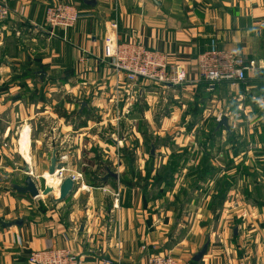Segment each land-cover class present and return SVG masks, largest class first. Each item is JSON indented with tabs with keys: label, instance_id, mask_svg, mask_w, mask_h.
I'll list each match as a JSON object with an SVG mask.
<instances>
[{
	"label": "crops",
	"instance_id": "obj_1",
	"mask_svg": "<svg viewBox=\"0 0 264 264\" xmlns=\"http://www.w3.org/2000/svg\"><path fill=\"white\" fill-rule=\"evenodd\" d=\"M0 2L10 8L0 21V264H29L32 252L55 247H66L91 264H149L158 253L196 264H264V170L249 175L242 166L235 174L231 165L218 169L233 176V183L216 212L211 208L214 196L205 188L192 194L182 177L171 184L157 180L161 164L147 172L140 133L139 150H131L132 137L125 129L118 143L109 146L107 140L116 123L124 128L142 122L149 115L145 103L158 89L145 81L131 84L104 60L108 27L117 22L120 40L139 39L165 52L187 67L192 82L198 80L199 55L213 47L262 62L247 71L236 96L228 94L236 91L230 83L213 91L225 110L232 100L242 103V93L248 97L241 105L245 108L255 99L250 130L245 131L251 141L255 130L264 127V0ZM58 2L80 11L65 38L61 30L51 36L46 24L47 8ZM187 86L210 92L202 81ZM27 138L28 146L23 145ZM97 145L104 154L93 151ZM60 150L70 153L64 165L83 177L69 196L56 201L59 189L44 194V177L53 152L58 156ZM255 151L237 153L257 158L249 170L264 165V150L258 156ZM83 165L92 166V176ZM29 176L40 196L14 188L24 187ZM205 245L206 253L195 261Z\"/></svg>",
	"mask_w": 264,
	"mask_h": 264
},
{
	"label": "rangeland",
	"instance_id": "obj_2",
	"mask_svg": "<svg viewBox=\"0 0 264 264\" xmlns=\"http://www.w3.org/2000/svg\"><path fill=\"white\" fill-rule=\"evenodd\" d=\"M151 84H153L152 88L156 87L158 91H156V96L151 94L152 96L145 103L149 115L144 117L142 122H137L135 125H124V128L122 124H119L120 122L116 123L115 130L118 129L120 132L118 141H121L123 132L126 131L125 133L128 132L132 137L130 139L131 150H139L136 147L139 141L137 133H140L143 138L140 150L146 152L147 172L154 173L153 165L158 162L161 165L157 167L154 175L157 180L164 179L171 184L175 179L182 177L184 184H189V193L192 194L200 187L202 188L201 192L205 188L209 195L214 196L211 208H214L216 212L222 204L223 197H229V189L233 183V176L222 172L223 175L227 174V177H224L218 169L221 167L230 168L231 165V171L235 174L238 171L236 169L242 166V170L249 172V175L255 174V171L261 168L264 170V165L263 167L260 165V168L257 166V169L252 167L249 170L252 160L257 158L253 155L237 154L238 152L245 153L246 150L251 151L252 154L256 150L255 154L257 155L261 153L258 150H264L263 126L256 129L257 131L255 130L253 140L249 141L245 136L246 129L250 130L248 117L256 105L255 99L248 101V107L245 108L244 105H241L248 97L242 93L245 95L241 98L242 103L238 104V101L232 100L229 106L226 105L227 110H225L224 107L222 109L218 106V96L213 92L215 87L210 89L207 86L210 92L206 94V90L202 92L203 86H197L191 90L188 89L187 84L181 86ZM238 88L236 85L233 88L236 91L228 92V94L232 97L236 96ZM242 94L239 92V95ZM66 99L70 100L72 97L68 95ZM236 110L239 112L238 114L235 112ZM240 119L245 123H239ZM109 124L111 125V123ZM124 129L125 131H123ZM113 131L110 130L108 133L111 134ZM28 141V138L25 139L23 145L27 144L28 146ZM107 141L109 146L113 141L118 143L110 137ZM8 144L11 145V142L8 141ZM92 148L94 152L101 150L103 153V149L98 145ZM12 156L15 161H21L19 153H13ZM83 168L91 176L94 173L92 166L89 168L83 165ZM48 175L50 174L48 173ZM44 178L46 184V175ZM43 179L41 182L44 181ZM96 179H98L97 176ZM204 183L205 186H208L207 188L202 187ZM187 194L184 190L182 195L186 196ZM54 195L56 196V194Z\"/></svg>",
	"mask_w": 264,
	"mask_h": 264
},
{
	"label": "built area",
	"instance_id": "obj_3",
	"mask_svg": "<svg viewBox=\"0 0 264 264\" xmlns=\"http://www.w3.org/2000/svg\"><path fill=\"white\" fill-rule=\"evenodd\" d=\"M10 14V8L5 2H0V21ZM80 18L78 7L71 3L58 2L46 10V24L51 36H57L61 30L65 34L76 25ZM117 22H111L104 39V60L110 62L117 74H122L128 82L135 84L148 81L161 86L184 85L190 81L187 67L170 60L165 52L146 47L141 40H120L117 34ZM85 53V52H84ZM81 62L87 61L86 56ZM262 62L248 61L240 52L213 47L201 53L197 61V81H205L210 89L222 83L232 85L244 84L247 81V71L258 69ZM118 94V93H117ZM119 97V96H118ZM119 130L110 134L111 139L118 141ZM70 153L60 150L54 176L63 180L70 177L76 183L82 179L81 173H75L64 164L68 162ZM58 164V165H59ZM49 175V176H53ZM59 184V186L61 185ZM119 193L115 194V206L118 207ZM117 201V203H116ZM29 264H91L85 258L64 247L37 250L30 254ZM149 264H195L192 261L183 262L172 255L156 254L151 256Z\"/></svg>",
	"mask_w": 264,
	"mask_h": 264
},
{
	"label": "water",
	"instance_id": "obj_4",
	"mask_svg": "<svg viewBox=\"0 0 264 264\" xmlns=\"http://www.w3.org/2000/svg\"><path fill=\"white\" fill-rule=\"evenodd\" d=\"M224 122H226V120H224ZM59 167L58 166V156H57V152L54 151L53 155H52V159H51V166L49 168L48 173L50 175H53L56 171V168ZM111 175L116 176V174L110 172ZM75 187V182L72 178L67 177L63 180L62 184L59 186V196L58 198H55L56 201H61L63 199H65L67 196L70 195V193L73 191ZM14 188H16L18 191L23 192V193H30L32 196L37 197L40 196V190L35 182V180L33 179L32 176H29L26 180V185L24 187L22 186H18L15 185ZM54 190V187L51 183L46 182L45 185V190H44V194H48L50 191ZM207 245L204 246V248L202 250H200L194 257L195 261H200L201 258L204 256V254L207 251Z\"/></svg>",
	"mask_w": 264,
	"mask_h": 264
},
{
	"label": "bare ground",
	"instance_id": "obj_5",
	"mask_svg": "<svg viewBox=\"0 0 264 264\" xmlns=\"http://www.w3.org/2000/svg\"><path fill=\"white\" fill-rule=\"evenodd\" d=\"M46 179L48 183H51L53 185V187H55L56 189H59V184H61V179L57 176H49L48 174H46Z\"/></svg>",
	"mask_w": 264,
	"mask_h": 264
},
{
	"label": "trees",
	"instance_id": "obj_6",
	"mask_svg": "<svg viewBox=\"0 0 264 264\" xmlns=\"http://www.w3.org/2000/svg\"><path fill=\"white\" fill-rule=\"evenodd\" d=\"M202 83L204 84V86H208V83L205 81H202Z\"/></svg>",
	"mask_w": 264,
	"mask_h": 264
}]
</instances>
